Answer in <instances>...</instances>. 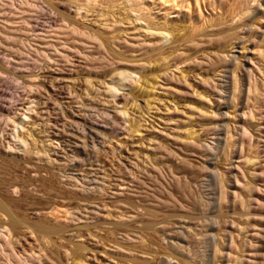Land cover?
Wrapping results in <instances>:
<instances>
[{"label": "rangeland", "instance_id": "374dc122", "mask_svg": "<svg viewBox=\"0 0 264 264\" xmlns=\"http://www.w3.org/2000/svg\"><path fill=\"white\" fill-rule=\"evenodd\" d=\"M43 2L45 13L51 18L58 20L57 11L65 17L59 19V24L55 22L52 30L39 26L31 34L22 23V13L0 14V53L9 54L16 67L28 59L31 65L27 72L1 69L0 102H11L12 96L24 102L36 99L40 113L34 120L42 127L50 120L74 131L75 121L79 120L83 126L97 129L99 135L96 146L89 143L92 139L88 135V156L64 155L60 149V166L51 163L48 170L40 172L25 165L35 162L46 167L45 157H41L42 162L35 156L20 159L17 168L12 155L0 149V198H5L6 203L10 200V214L24 216L30 222L43 219L51 225L46 241L38 243L33 237L36 232L24 236L23 227L12 229L16 256L0 251V264H24L19 260L28 256L29 263L38 264L39 253H43L41 264H162L165 258L201 264L205 255L213 252V246L203 243L200 229L203 221H211L208 215L215 217L213 221L218 226L213 233L221 237L223 229L233 232L232 264H237L240 256L246 258L244 264H264V173L255 178L249 174L253 168L257 172L264 170V143L258 141H264V102L255 97L262 90L261 76L255 69L253 83L257 89L249 103L252 113L241 121L249 133L244 139L236 204L231 206V197H227L218 210L204 212L207 198L217 195L222 184V190L229 192L233 181L228 173L233 160L232 141L214 149L217 176H204L207 153L202 146L213 144L212 130L217 112L221 111L215 94L222 62L216 53L221 55L228 50L227 39L223 43L217 41L218 32L249 22L238 16L249 0ZM60 3L68 9L63 11ZM28 12L23 14L35 18L41 14ZM253 23L257 26L252 30L240 32L244 35V48L260 47V19ZM61 25L64 30H60ZM160 31L169 33L171 41L163 42ZM236 53L240 63L246 54L251 55L245 49L241 55ZM253 58L256 64L262 63L258 55ZM121 72L133 74L123 87ZM33 76L37 78L33 84L41 87L31 92L27 84L33 82H29ZM113 85L120 90L116 97L107 92ZM238 94L235 102L229 103V117L223 121L231 126L229 136L236 135L234 127L240 122L236 114L241 112L238 103L243 96ZM26 127L31 130V124ZM0 134V142L7 144L10 137L5 133L4 136L2 130ZM34 138L39 142L38 149L43 150L40 141L47 138L44 134L38 136L36 131ZM258 152L262 157L257 166L244 162L245 157L258 156ZM35 173L37 177H49L51 173V188L40 182L30 184ZM82 174L90 183L97 180L96 184H110L112 187L104 186L108 190L125 188L120 190H124L123 194H85L80 184L64 176L80 178ZM13 185L17 194L12 192ZM249 203L252 207H248ZM130 213L137 217L127 219ZM2 217L1 214L0 222L8 224V216ZM181 220L195 225L187 234L185 252L190 256L184 258L164 242L166 234L177 230ZM257 230L262 234L257 239L260 245L249 246V240L256 241L252 234ZM124 235L133 239H125ZM251 259L254 263H250Z\"/></svg>", "mask_w": 264, "mask_h": 264}, {"label": "bare ground", "instance_id": "6f19581e", "mask_svg": "<svg viewBox=\"0 0 264 264\" xmlns=\"http://www.w3.org/2000/svg\"><path fill=\"white\" fill-rule=\"evenodd\" d=\"M32 1L30 2V0H22L20 2L17 0H0V14H4V12L15 13L16 11L22 13L20 17L22 19V23L25 29L28 30V32L32 31L30 32L31 34H35L38 28H40L39 26H42V27L48 26L51 29L55 26L54 25L55 22L58 21L57 24H59V21H60L59 19L65 20L64 19L65 17H63L64 15H61V12L58 14V11H57L56 15H58L59 17L61 15L62 17V18L58 17V20L53 17L51 18V14H48L47 12L45 13L46 5L44 4L43 0H36L34 1L35 3ZM254 3L256 5H254ZM60 7L63 9V11L68 9L67 6L63 3H60ZM36 9L39 11V13L41 12L40 15L45 14V15H49V17L44 18L46 16H40L39 14H36L35 16L37 17L35 18L34 16H27V14H23L25 12L27 13L29 10H34V12L35 11L38 12ZM47 10H49V8H47ZM238 16H239V19L247 18L249 22L245 24H237L233 27H229L228 29L218 32L219 37L217 41L221 43L223 40L227 39L226 43H228L227 44L228 50H225L221 55L220 53L219 54L216 53L217 55L216 58L222 62L220 63L221 65L218 66L219 70L217 69L219 71L218 72L219 74L217 75H219L221 79H219L220 81L219 84L217 83L218 87L216 88V94H215L217 95L216 97L217 102L219 103V106H221L219 108L221 111L217 112V120L215 121L216 124L213 126L214 129L212 130V135L214 138L213 144H204L202 146V149H204L207 153L206 160L204 161V163L206 164L205 166L207 170L204 176L210 177V174L217 176L216 175L217 171H215L216 170V167H215L216 157L214 158V154H215L214 149H216L215 147L217 146L218 148V146L220 144H223V142L224 144H227L228 141L233 142L234 144L233 156H232L233 160L231 159L232 161L228 168V173L230 174L233 181L230 182L229 192L228 190L225 191V189L222 190L223 189V184H222V189L219 188L218 194L216 193L217 195L207 198L208 200L206 202V211H204V212H207V214L212 213L215 209L218 210L217 207H221L227 197H231L229 199V204L231 206H234L236 204L237 195H238L237 189L241 185V182L239 180V172L241 168L240 162H242L241 160L244 157V155H242L244 139L246 135H248L249 133L248 128L245 126L244 123H241V121H245L248 115H251L252 113L251 108L249 107V103L251 99L253 98V96L256 95L255 97H258L259 99H261L262 102H264V0H249L247 7H245ZM257 18L260 19V23L258 26L260 30V36H259L260 47L258 46L259 48H256V49L255 48L254 49L244 48L243 45L245 43V39L243 37L244 35H241V34L245 32H249L255 26H257L256 24L254 26V23H253L254 20ZM63 27L62 25L59 26V28H61L60 30H64L65 28ZM44 29L45 28H41V30H44ZM56 30H58V28ZM0 34L2 33L0 32ZM159 35L161 39L163 40V42L168 43L169 41H171L169 33L165 31H160ZM201 43L203 44V42ZM237 48H240V50L241 49L242 50L237 51ZM243 49H245L251 55L246 54V57L240 63V56L236 52L240 53L241 55L243 54ZM255 55H258L259 57H261L262 63L259 62L258 63L259 65L254 62L253 56ZM9 56H10L9 54L0 53V71L1 69L2 70L11 69V70H18V71L20 70L23 72H27V70L30 69L31 67V65L29 64L30 59H28L25 64L23 65L21 64L20 66L16 67V65L14 66L12 64L13 61L12 62L10 61L11 59L9 58ZM209 57H208L209 60H213L212 58H209ZM215 62H217V60ZM201 63H206V61L201 60ZM254 69L261 76L260 80L262 83L261 92L259 91L257 94L255 93V95H254V92L256 91L257 88H254V83H253L254 82L253 81V70ZM34 76L32 79H30L31 81H29V82H32L33 80V82L31 84H27L28 85L27 88L31 92H33L32 90L35 89L36 87L38 88L41 87L40 85L33 84L35 80L37 79ZM119 78L121 79L119 80L121 81V85L123 87V85L126 86L125 85L126 83L124 82H127V80L129 81L131 78H133V74L131 72H121L119 74ZM119 85L120 84H118V86ZM117 87L113 85L107 88V92L110 95H112L110 97H116L115 95L117 93V90L119 89V87L118 88ZM19 88H21V86ZM237 93L243 96L242 100L238 103L239 108L241 109V112L240 114L238 113L236 114L238 115V120L240 122L238 123V126L234 127V130L237 132L236 135L230 134L229 136V130H231L230 129L231 126L229 127V125L223 121L229 117V113H228V110L230 109L229 103L231 101L235 102ZM11 98L13 99L11 102H4V103L0 102V132L2 130L3 135L5 133L7 134L8 137H10V140L7 141L8 143L4 142L7 144H3L2 142H0V149H5L7 152L10 153V155H12V159L14 160L12 163L14 166H17V168L20 167V164H21V161H19L20 159L35 156L34 158L37 159V161L39 162H42L41 157H45V159L48 161L47 162L48 165L46 167H43L35 162H31V163L27 162L25 166L32 169L33 172L34 171L40 172V169L48 170L49 167H51L50 166L51 163H55V164L58 163L56 165L60 166L59 163L61 164V161H62V154H60L62 152L60 151V149L63 150V153H65L64 155H67L68 153H70L73 157L83 158L84 156H88L89 143H92L94 146H96L95 139H97L99 135V131L97 129H94L93 127L83 126L81 122H78L79 120L75 121L76 125L74 127L75 130L73 129L74 131H70L69 129H67L66 125H62L58 127L56 126V123H57L56 121L53 124L51 123L50 120L46 121L47 126L42 127L39 121L34 120L35 117L39 118L40 112L36 110L37 106H39L40 104L38 100L33 99V98L32 99L27 98L28 100L24 102L22 101L23 99L22 98L20 99L18 96L17 97L12 96ZM77 116L79 117L80 115H77ZM212 119H216V118L212 117ZM30 124H31V127H30L31 130L27 129L26 127V125H30ZM32 131L33 133L28 134V132H32ZM35 131L37 132L38 136L41 134L42 135L44 134V136L47 138L46 140L40 141L42 142L41 146L43 150H41L40 148L38 149L39 146L37 147L38 141L37 139L34 138ZM79 134H81V136H79ZM89 134L92 140L91 142L88 143L89 138L87 137ZM100 134H101V131H100ZM1 135L2 134H0V136ZM28 137L30 138L31 142L29 141ZM76 137H78L79 139H77ZM258 141L260 143L261 142L264 143V141H261V140H258ZM256 146L258 147L257 144ZM262 146L264 147V144ZM258 149H260V147ZM261 157L262 156H260L258 152V156L255 155V156H251L250 158L245 157L244 162L247 163V165L257 166L259 164L258 162ZM23 162H26V161H23ZM261 173H264V170H262L261 172H257L254 168L250 170L249 172V174L254 178L257 177ZM36 175L37 173H35V176H34V180L35 178L36 180L34 181L32 179L33 182H31L30 184H34V182H40L43 184V186H47V187L50 186L49 188H51V173L49 177H42L40 174L37 177ZM64 176L66 177V180H70V181L74 180L75 182L80 184V187L85 194H92L95 192L99 194H104V193L106 194L107 192L110 191L109 195H121L123 194L124 190L123 191H120V190L125 189L122 187H119V188L117 187V188H112L111 190H108L104 186L106 184V187H112L110 184H107L105 182H102L101 184H96L97 180L90 183L89 180L85 179V176L83 174H82V177L80 178L77 175H67V176L64 175ZM93 183H95V185ZM13 188L14 189L12 190V192L17 194L18 189L16 188V186H14ZM211 194H215V193L211 192ZM7 203L5 202V198L4 200L0 198V212L2 216H4L2 218L5 219V217L8 216L6 218L9 221L8 224H5L6 223L5 221L0 222L1 223L0 224V251L4 253L7 252V254L15 257L16 254L14 252V246H13L14 237H13L12 229L15 230L18 227H23L22 234H24V236H27V235H30L36 232L37 235L33 237L35 238V241L37 240V243H38L39 240L46 241L48 235L51 233V225L45 222V220L43 219L42 220L37 219L35 221L30 222L31 220L29 221L24 216L22 218L15 217L14 216L15 214L11 215L12 210H10L11 208L8 207V205H11V204L7 205ZM248 207H252L251 203L248 204ZM9 210L11 212H9ZM48 213L52 215L53 212L51 213L50 211ZM36 214L40 215V212H36ZM55 216H59V215L55 214ZM136 217H137L136 214L130 213L127 215L126 218L132 220ZM119 219L123 220L122 217H119ZM208 219L211 221L210 222H207V220L203 221L202 227L200 229H202L203 231L201 234L203 237V240H202L203 243L207 244L208 246H213V252L211 255H208V256L205 255L201 264H232V256H233L232 250L235 246V239L233 237V232L229 229H223L224 234L223 236L220 237L218 233H213L218 227L217 224H215L213 221L215 220V217L208 215ZM178 223H179L178 229L174 230L173 233L172 232L167 233L166 234L167 237L164 238V242L168 244V246L172 250L176 251L181 257L184 258L186 257V255L189 257L190 255L185 252V248L188 243L187 234H189L191 230H194L195 225L191 226V224L187 220H181ZM227 225L234 227L231 224H227ZM200 229L198 230L200 231ZM252 235L256 237V241L253 242L252 239L249 240V243H248L249 246H254V247L259 246L260 244L257 239L262 237L261 230H257V232H253ZM124 238L128 240L133 239V238H129V236L127 235L126 236L124 235ZM36 256L34 257L39 258L38 264H41V258L43 257V253H39L38 256L37 257ZM29 257L30 256L24 258L23 260L21 258V261L19 259L18 260L19 262L23 261L24 264H34V262L29 263L31 262ZM245 259L246 258H244L243 256H240L237 264H244L246 261ZM161 263L162 264H183L176 260L174 261L173 258H165L164 260L161 261ZM250 263H254L252 259ZM20 264H23V263H20Z\"/></svg>", "mask_w": 264, "mask_h": 264}]
</instances>
